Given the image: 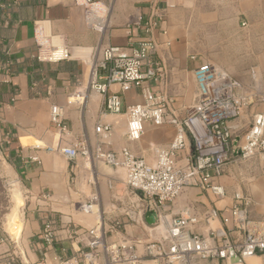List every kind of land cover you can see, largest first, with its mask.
<instances>
[{
    "label": "crops",
    "instance_id": "1",
    "mask_svg": "<svg viewBox=\"0 0 264 264\" xmlns=\"http://www.w3.org/2000/svg\"><path fill=\"white\" fill-rule=\"evenodd\" d=\"M83 1L0 0V149L25 200L19 230L11 233L8 227V233L0 226V264L68 260L86 249V232L98 224L109 241H137L140 256L145 255L142 244L161 241L167 223L178 216L196 217L198 222L190 227L195 234L207 237L222 229L231 240H238L245 231L232 222L224 224L215 217L207 224L203 218L211 210L229 217L235 203L248 211V231L264 230V162L258 157L242 160L236 152L254 115L264 114L262 98L253 99L226 123L231 132V160L216 179L223 195L217 197L197 186L185 188L156 212L153 225L145 221L148 200L126 187L123 170L80 158L68 161L59 151L85 142L91 153L96 148L127 149L153 165L156 150L167 148L175 136L173 125L145 122L138 140L127 138L124 110L142 103L139 92L110 85L107 94L117 93L123 109L115 115L105 110V96L88 84V61L104 47L128 51L145 37L157 43L153 58L162 65L165 77L149 84L169 116L182 118L193 104L198 91L195 71L211 63L206 53L199 55L201 49L211 50L208 44H218L221 55L233 61L220 63L219 68L238 82V94L248 95L245 87H264V0H92L103 11L92 26L85 21ZM209 28L213 31L208 32ZM208 33L214 39L204 40ZM37 37L71 49L72 59L37 60ZM98 75L104 76L105 71ZM256 76L260 83L253 86L251 78ZM78 92L83 99L75 98ZM51 107L58 110L56 122L51 119ZM97 125L111 127L109 136H98ZM192 154L191 142L186 140L176 167H190ZM84 203H90L88 212L79 209ZM52 217L54 239L47 246L41 232ZM212 264L237 263L217 260ZM242 264H264V253Z\"/></svg>",
    "mask_w": 264,
    "mask_h": 264
},
{
    "label": "built area",
    "instance_id": "2",
    "mask_svg": "<svg viewBox=\"0 0 264 264\" xmlns=\"http://www.w3.org/2000/svg\"><path fill=\"white\" fill-rule=\"evenodd\" d=\"M83 2L86 5L85 21L92 26L95 18L103 15L102 8L92 0ZM149 31V27L145 29L146 33ZM156 49L157 43L150 37L143 38L128 51L113 46L98 49L89 60L88 79L89 87L105 96L104 108L110 114L123 113L119 95L107 94L110 85H118L120 91L136 89L139 92L142 103L124 110L129 140L139 139L145 122L154 125L167 123L176 127L170 145L156 150L155 163L149 165L143 159L134 157L127 149L112 152L96 148L91 153L85 142L59 151L68 161L80 158L85 162L98 161L112 169L123 170L126 187L140 193L155 212H159L165 203L175 200L188 187H201L217 197L223 195V189L216 179L231 160V132L226 123L236 119L253 97L238 94V82L223 69L209 63L195 71L198 91L186 115L182 118L169 116L149 84L150 81H161L165 77L162 65L153 58ZM35 57L39 61L59 62L71 60L73 55L71 49L52 45L47 39L37 37ZM99 71H105V75L99 77ZM75 98L83 99L80 92L76 93ZM57 113V108L51 107L53 122L57 121ZM95 133L106 138L111 133V127L97 125ZM186 140H190L193 149L192 165L178 169L176 158ZM236 152L242 160L258 157L264 162L263 113L254 115L249 130L243 135V143ZM79 209L88 212L90 203L80 204ZM247 212L245 206L235 203L229 210V217L216 210L203 216L207 224L210 219L220 217L224 224L232 222L234 227L244 230V235L238 240H231L222 229L211 231L207 237L193 233L190 227L198 222L196 217L173 218L167 223L166 235L161 241H146L142 244L144 256L138 253L137 241H109L102 225L98 224L87 230L85 250L57 264H143L145 260L154 264H212L217 260H233L242 264L244 259L264 253V230H247ZM54 225L55 219L52 217L43 226L41 235L47 246L54 239Z\"/></svg>",
    "mask_w": 264,
    "mask_h": 264
},
{
    "label": "rangeland",
    "instance_id": "3",
    "mask_svg": "<svg viewBox=\"0 0 264 264\" xmlns=\"http://www.w3.org/2000/svg\"><path fill=\"white\" fill-rule=\"evenodd\" d=\"M212 31H213L212 29L210 28L208 29V32H212ZM217 32H216V39H218ZM212 34L215 35V33ZM205 38L214 39V37L211 36L210 33H208V36L204 37V40ZM208 46L212 47L211 50H207L206 52H203L201 49L202 52L200 51L199 55H203L206 53V55L210 58L209 61L211 62V64L217 67H220V63L232 62L233 64V61L226 59L221 55V53L219 52L218 44H210V45L208 44L207 47ZM251 79H252L251 85L253 86H257L260 83L258 76H256V78L252 77ZM249 84L250 83H248V85ZM245 88L250 90L249 94L251 95V97H253V99L256 98V100H258L259 98H264V91L261 90V89L264 90V87H245ZM12 209L15 210L14 213L15 217H13V220L10 218V215L13 212ZM23 209H25V200H23V193L16 184V180L14 179L12 169L10 168V165L4 158V155L2 154V151L0 149V226L4 227L7 232L11 230L9 231L11 233L15 232L17 229L19 230L20 224H19V219L17 218L21 216L20 218L22 219ZM8 224L9 226L10 224L12 225V227L9 230H8ZM15 228L16 230H14Z\"/></svg>",
    "mask_w": 264,
    "mask_h": 264
},
{
    "label": "water",
    "instance_id": "4",
    "mask_svg": "<svg viewBox=\"0 0 264 264\" xmlns=\"http://www.w3.org/2000/svg\"><path fill=\"white\" fill-rule=\"evenodd\" d=\"M145 221L149 225H153L156 222V212L150 203H148L147 205V211L145 213Z\"/></svg>",
    "mask_w": 264,
    "mask_h": 264
},
{
    "label": "bare ground",
    "instance_id": "5",
    "mask_svg": "<svg viewBox=\"0 0 264 264\" xmlns=\"http://www.w3.org/2000/svg\"><path fill=\"white\" fill-rule=\"evenodd\" d=\"M19 204V203H18ZM13 210V209H12ZM12 215V214H11ZM11 217V219L13 220V217H15V215H12V216H10ZM17 217V216H16ZM17 219H19V218H17ZM9 228H11L12 227V225H11V227L10 226H8ZM8 228V229H9ZM14 230H16V228L14 229ZM17 231V230H16Z\"/></svg>",
    "mask_w": 264,
    "mask_h": 264
}]
</instances>
